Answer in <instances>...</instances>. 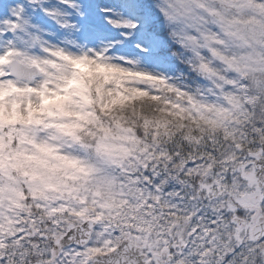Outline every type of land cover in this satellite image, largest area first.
Returning <instances> with one entry per match:
<instances>
[{"label":"snow or ice","instance_id":"1","mask_svg":"<svg viewBox=\"0 0 264 264\" xmlns=\"http://www.w3.org/2000/svg\"><path fill=\"white\" fill-rule=\"evenodd\" d=\"M0 264H264V0H0Z\"/></svg>","mask_w":264,"mask_h":264}]
</instances>
